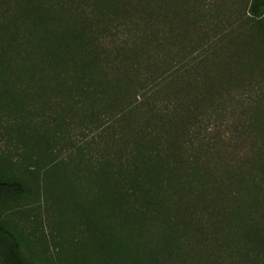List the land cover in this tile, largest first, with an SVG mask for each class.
Wrapping results in <instances>:
<instances>
[{
  "label": "trees",
  "instance_id": "obj_1",
  "mask_svg": "<svg viewBox=\"0 0 264 264\" xmlns=\"http://www.w3.org/2000/svg\"><path fill=\"white\" fill-rule=\"evenodd\" d=\"M194 8L0 0V264H264V0Z\"/></svg>",
  "mask_w": 264,
  "mask_h": 264
},
{
  "label": "rangeland",
  "instance_id": "obj_2",
  "mask_svg": "<svg viewBox=\"0 0 264 264\" xmlns=\"http://www.w3.org/2000/svg\"><path fill=\"white\" fill-rule=\"evenodd\" d=\"M250 0H191L194 5V12L198 14L199 5L204 7L208 5L209 13H207L208 23L207 25H202L198 28L197 33L194 35V43L200 42V37H202V42H206L209 37L211 42H216L217 38L222 39L223 36L226 39L224 33L228 31L227 27L233 25L234 19L245 18L246 7ZM223 31V32H222ZM204 32H208L205 33ZM233 94L242 92L240 89L232 90ZM219 123H214L220 126V130L226 135L228 130L231 129V123L237 121L234 116H227L224 120H218ZM217 121V122H218ZM216 138V134L212 135ZM229 143V140H224ZM244 148H249V144H244Z\"/></svg>",
  "mask_w": 264,
  "mask_h": 264
}]
</instances>
